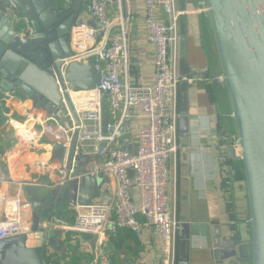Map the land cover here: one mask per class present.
<instances>
[{"label":"crops","instance_id":"0c3cea01","mask_svg":"<svg viewBox=\"0 0 264 264\" xmlns=\"http://www.w3.org/2000/svg\"><path fill=\"white\" fill-rule=\"evenodd\" d=\"M50 3L52 13L77 9L84 25L95 27L94 19L86 10V0H50ZM120 11L127 38L126 77L130 82L149 85L154 76L155 54L153 45L146 37L144 0H114L108 7L113 17H117ZM183 12L186 48L181 67L183 73H180V55L177 64L180 76L179 104L180 93L184 91L193 134L189 147L184 146L185 141L179 134L175 169L173 162H170L169 204H177L178 214L180 194L183 190L188 191L189 264H228V260L214 256L213 251L217 246L234 238L247 244L249 252H252L256 243V230L242 165V149L237 142L239 122L232 115L235 105L225 80L212 16L205 0H186ZM158 17L162 21L168 20L162 11L158 12ZM118 27V24L113 26L110 32L116 31ZM178 30L180 36V20ZM102 40L100 34H96L93 40H84L79 52L97 47L102 44ZM72 46L75 50V46ZM71 94L77 95L73 101L78 110L93 104L91 90L77 89ZM102 101L104 115L107 116L108 104L106 99ZM0 104L9 110L6 121L0 126V173L5 177V182L0 185V223L15 217L16 230L10 236L17 231V234L25 233L32 239L30 196L40 187H54L62 182L64 175L60 169L64 163L59 155H54L55 143H68L66 133L72 123L67 116L60 121L21 90L4 93ZM131 113L127 123L133 131L147 123L141 111L133 109ZM220 130H225L223 138L218 137ZM228 135L232 136L235 152L232 160L227 158L225 151V138ZM200 147L203 151H200ZM185 150L190 152L191 164L187 189L183 188L181 165V152ZM220 153L221 165L217 161ZM102 161L103 158L98 156L86 155L80 163L83 169H89ZM77 163L74 162L75 165ZM228 169L233 173V192ZM98 177L104 181L95 199L104 194L112 195L116 187L114 177L110 174H100ZM60 218L67 224L56 226L63 232L61 245H56L59 250L51 248L47 251L49 263L159 264L160 238L153 225L139 231L122 229L118 235L76 232L69 229L74 219L69 204ZM218 231L220 235H217Z\"/></svg>","mask_w":264,"mask_h":264},{"label":"water","instance_id":"95a60500","mask_svg":"<svg viewBox=\"0 0 264 264\" xmlns=\"http://www.w3.org/2000/svg\"><path fill=\"white\" fill-rule=\"evenodd\" d=\"M180 11V73L184 62L185 1L177 0ZM211 13L217 50L225 80L233 98V117L239 122L237 142L242 149V165L249 192L256 243L252 252L240 241H224L213 251L228 264H264V0H205ZM50 0L0 1V93L21 90L43 105L60 121L67 116L72 123L68 143H55L54 155L63 160L65 175L54 187H40L30 196L32 239L25 233L0 239V264H52L47 251L59 250L62 230L60 218L67 205L92 202L98 195L103 178L80 175L85 156L78 149L79 112L71 92L96 88L102 65L92 62L90 52L74 50L71 35L82 25L78 10L52 13ZM24 16L31 26L26 41L17 35L16 17ZM109 34L103 35L101 47ZM187 95L180 93L178 131L184 146H190L193 134L187 114ZM225 136L220 130L219 138ZM120 150L133 152L130 128L123 125L116 138ZM232 136L225 138L228 159H234ZM127 143V144H126ZM219 145V144H218ZM221 153L217 157L221 165ZM78 161L75 165L74 162ZM183 188H188L190 152H181ZM233 192V173L228 169ZM188 191L180 194L178 212L177 264H189L190 207ZM220 232L218 231V234ZM54 246V247H53Z\"/></svg>","mask_w":264,"mask_h":264},{"label":"built area","instance_id":"2783aa9c","mask_svg":"<svg viewBox=\"0 0 264 264\" xmlns=\"http://www.w3.org/2000/svg\"><path fill=\"white\" fill-rule=\"evenodd\" d=\"M113 1L86 0V10L96 25L89 28L82 21L81 26L73 29L71 42L80 51L84 40H93L96 34L103 37L109 29L103 47L100 44L85 50L92 51L89 57L92 62L101 64L102 70L96 88L91 90L93 104L77 109L80 119L77 147L84 156L103 158L101 163L83 169L80 175L110 174L116 187L112 195L104 194L86 205L70 203L74 219L69 229L116 234L119 228L139 231L153 225L160 238L159 264H177L179 218L177 204H169L168 185L170 162L175 169L179 150L180 11L177 0H144L146 37L155 54L152 83L144 85L130 82L126 77V31L121 11L117 17L108 12ZM159 11L168 17L167 21L158 17ZM16 21L19 23L16 33L24 42L31 33V26L24 16L16 17ZM117 24L118 29L110 32ZM103 99L108 104L107 116ZM133 109L141 111L147 119L136 131L127 123ZM123 125L130 128L133 152L120 150L116 141ZM72 128L71 124L66 138ZM60 173L65 175L64 166ZM4 182L5 177L0 173V185ZM16 222L14 217L0 223V239L13 234Z\"/></svg>","mask_w":264,"mask_h":264},{"label":"trees","instance_id":"16d2710c","mask_svg":"<svg viewBox=\"0 0 264 264\" xmlns=\"http://www.w3.org/2000/svg\"><path fill=\"white\" fill-rule=\"evenodd\" d=\"M3 95L0 94V99L3 97ZM8 112H9L8 108L5 105L0 104V126L6 121V118H7L6 114ZM122 229H125V228L117 229L116 235H118L122 231Z\"/></svg>","mask_w":264,"mask_h":264},{"label":"bare ground","instance_id":"6f19581e","mask_svg":"<svg viewBox=\"0 0 264 264\" xmlns=\"http://www.w3.org/2000/svg\"><path fill=\"white\" fill-rule=\"evenodd\" d=\"M73 96V99L75 100L76 99V97H77V95L76 94H73L72 95ZM77 104V103H76ZM78 105V104H77Z\"/></svg>","mask_w":264,"mask_h":264}]
</instances>
